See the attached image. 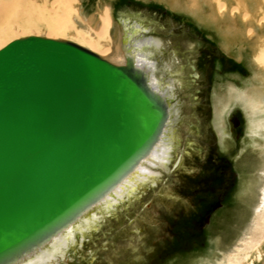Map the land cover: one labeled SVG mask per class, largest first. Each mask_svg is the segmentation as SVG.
Returning a JSON list of instances; mask_svg holds the SVG:
<instances>
[{"label": "water", "instance_id": "1", "mask_svg": "<svg viewBox=\"0 0 264 264\" xmlns=\"http://www.w3.org/2000/svg\"><path fill=\"white\" fill-rule=\"evenodd\" d=\"M148 80L130 50L117 64L37 35L0 49V264L47 246L148 157L172 107Z\"/></svg>", "mask_w": 264, "mask_h": 264}, {"label": "rangeland", "instance_id": "2", "mask_svg": "<svg viewBox=\"0 0 264 264\" xmlns=\"http://www.w3.org/2000/svg\"><path fill=\"white\" fill-rule=\"evenodd\" d=\"M82 4V12L92 14L99 0ZM113 7L116 17L138 19L148 28L144 36L164 41L152 56L164 85L170 78L175 81L171 105L177 104L180 116L174 123L173 158L169 169H159L158 182L145 184L129 200L103 214L84 238L78 234L58 264L215 261L250 230L260 200L264 143L262 138L252 142L243 107L237 105L225 115L229 135L224 143L213 125L216 92L227 89L230 82L245 87L255 78L250 51L246 48L242 59L226 52L216 28L162 0H116ZM31 34L48 36L43 29L16 32L11 41ZM167 62L171 66L164 71ZM216 240L222 241L220 246ZM260 251L264 258V243ZM254 261L251 264L262 262Z\"/></svg>", "mask_w": 264, "mask_h": 264}, {"label": "bare ground", "instance_id": "3", "mask_svg": "<svg viewBox=\"0 0 264 264\" xmlns=\"http://www.w3.org/2000/svg\"><path fill=\"white\" fill-rule=\"evenodd\" d=\"M83 1L78 0L81 5ZM115 1L99 0L94 13L84 14L83 7L76 0H0V48L11 41L16 32L36 33L43 29L48 35L44 37H67L69 41L117 64L126 62V53L130 50L135 54L136 62L149 70L150 85L172 99L174 78H170L164 85L163 78L157 75L158 64L152 56L154 51L164 45L163 39L144 36L149 29L138 19L116 17L113 13ZM162 1L167 2L172 9L189 13L200 23L216 28L226 52L242 59L244 50L249 49V61L255 69V78L245 87L230 82L227 89L221 88L216 92L213 125L220 142L224 143L229 135L225 128V115H229L237 105H241L246 114L247 132L252 142L256 143L257 138H262L261 143H264V0ZM123 46L129 47V50L123 49ZM170 66L168 64L164 67V71ZM176 105H172L171 118L164 134L148 157L93 208L53 235L47 246L17 264H58L59 259L65 257L69 248L77 242L78 234L84 238L85 233L102 219L103 214L110 213L120 203L129 200L145 184L158 182L161 174L159 169H169L173 158L174 123L180 116ZM259 156L261 158V155ZM261 159H264V153ZM262 170L258 194L260 200L255 205L252 227L232 250L224 252L215 261H212L213 258L205 261L206 264H243V261L251 264L255 259L264 264L260 251L264 243V169Z\"/></svg>", "mask_w": 264, "mask_h": 264}, {"label": "flooded vegetation", "instance_id": "4", "mask_svg": "<svg viewBox=\"0 0 264 264\" xmlns=\"http://www.w3.org/2000/svg\"><path fill=\"white\" fill-rule=\"evenodd\" d=\"M233 122H234L235 127H238V126H239V121H238V119H235Z\"/></svg>", "mask_w": 264, "mask_h": 264}]
</instances>
